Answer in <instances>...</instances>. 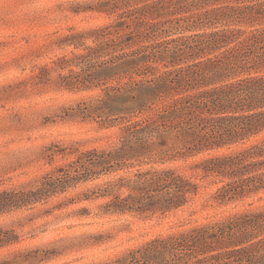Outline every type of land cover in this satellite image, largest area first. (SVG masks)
Listing matches in <instances>:
<instances>
[{
	"label": "rangeland",
	"instance_id": "obj_1",
	"mask_svg": "<svg viewBox=\"0 0 264 264\" xmlns=\"http://www.w3.org/2000/svg\"><path fill=\"white\" fill-rule=\"evenodd\" d=\"M112 2L0 0V192L35 190L44 177L58 174L84 151L120 145L122 127L149 112L108 118L79 113L80 106L98 103L104 89L117 85L136 63L143 65L126 62L94 72L106 68L104 63L110 57L81 59L102 40V29L114 26L120 33L128 32L117 25L129 23V19H118L116 14L142 4L130 0L115 10ZM163 12L155 19L161 21L160 26L150 32L151 41L162 45L213 31L264 29V0H174ZM120 43L113 55L131 54L142 46L130 34ZM234 43L220 44L199 57L184 58L188 53L182 54L174 67L205 60ZM146 64L165 69L160 62ZM248 73L254 71L234 77ZM123 100L115 99L110 108L133 105ZM262 139L264 131L243 144L184 154H176L184 149L168 140L166 147L155 148L150 159L128 160L120 169L60 187L33 204L2 211L0 264H110L155 238L262 212L264 189L222 200L217 193L221 183L214 176H205L200 165L205 159L238 152ZM162 170H172L197 183V193L185 206L165 214L106 211L105 204L114 195L128 192L126 187L118 188L120 178L130 179L137 171Z\"/></svg>",
	"mask_w": 264,
	"mask_h": 264
},
{
	"label": "trees",
	"instance_id": "obj_2",
	"mask_svg": "<svg viewBox=\"0 0 264 264\" xmlns=\"http://www.w3.org/2000/svg\"><path fill=\"white\" fill-rule=\"evenodd\" d=\"M129 1L113 0L112 9L127 6ZM135 1L142 4L116 14L118 19H129V23L117 25L128 32L120 33L114 26L102 29V40L81 59L110 57L104 63L106 68L94 72L112 70L126 62L139 61L143 65L136 63L117 85L104 89V97L98 103L80 106L79 113L108 118L147 109L149 112L122 127L120 145L84 151L58 174L44 177L35 190L0 192V212L33 204L60 187L120 169L128 160L150 159L155 148L166 147L168 140L184 149L176 154L199 153L243 144L264 131V29L247 33L213 31L162 45L151 41L150 32L160 26L161 21L155 19L162 17L174 0ZM227 9L226 6L220 11ZM126 34L142 46L131 54L113 55ZM172 42L175 44L170 46ZM230 42L235 43L219 54L174 67L182 54L188 53L184 58L199 57ZM128 56L129 61L116 63ZM147 62H160L165 69L161 71ZM250 70L254 73L234 77ZM146 75L147 79H137ZM124 78L127 80L121 83ZM200 86L206 88L196 90ZM119 98L133 105L110 108ZM200 165L205 176H214L221 183L217 193L222 200L258 192L264 189V139L238 152L205 159ZM123 187L128 192L114 195L105 204L107 212L165 214L185 206L198 190L190 177L172 170L137 171L130 179H119L118 188ZM110 264H264V211L155 238Z\"/></svg>",
	"mask_w": 264,
	"mask_h": 264
}]
</instances>
